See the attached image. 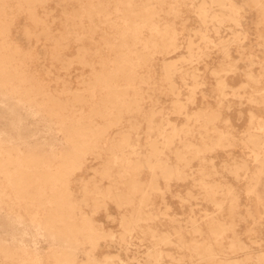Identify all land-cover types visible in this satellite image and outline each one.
<instances>
[{"label": "bare ground", "instance_id": "bare-ground-1", "mask_svg": "<svg viewBox=\"0 0 264 264\" xmlns=\"http://www.w3.org/2000/svg\"><path fill=\"white\" fill-rule=\"evenodd\" d=\"M53 2L64 15L58 34ZM185 11L196 24L163 17ZM23 14L30 23L20 27ZM42 41L52 44L48 75L65 73L55 75L60 88L32 70ZM210 87L217 105L203 106ZM226 100L247 106L243 130ZM91 158L100 167L84 180ZM226 177L244 178L258 209L244 213ZM262 233L264 0H0V264H264ZM108 241L117 250L98 255Z\"/></svg>", "mask_w": 264, "mask_h": 264}, {"label": "rangeland", "instance_id": "rangeland-1", "mask_svg": "<svg viewBox=\"0 0 264 264\" xmlns=\"http://www.w3.org/2000/svg\"><path fill=\"white\" fill-rule=\"evenodd\" d=\"M51 9H54L53 12L51 13V15H54L56 17V23L54 24V29H55V33L58 34L60 31L59 29L63 28V24H62V20L64 18V15L63 13L61 12V7H58L56 5L55 2L51 3ZM254 14V15H253ZM252 16V17H251ZM164 18L166 19H169V20H174L177 24V27L180 29V28H184L186 27V18L190 19V22L188 24L189 25H192V24H196V19L195 17L190 13V12H187L185 11L179 18L175 19L174 16H167L166 14L163 15ZM250 18V19H249ZM256 20V21H255ZM257 20L259 21V13L258 11H251L249 14H248V19H247V23H248V28L250 29V32L252 34L251 36V41L253 43H256L257 42V34H259L262 30V26H259L258 25V22ZM251 21V23H250ZM255 22V23H254ZM30 22L27 21V18L25 17V15H21L20 16V27H23L25 24H29ZM251 24V25H250ZM257 24V25H256ZM186 25V26H185ZM255 26V27H254ZM257 27V28H256ZM57 29V30H56ZM184 30V29H183ZM181 31L180 32H185V31ZM256 30V31H255ZM256 32V33H255ZM254 33V34H253ZM17 38L19 39V42L20 44L24 47V48H28L29 47V44L27 42V40L24 39V37H22L19 33H17ZM255 40H254V39ZM33 49L36 51L37 54H39V59H37L32 65V70L33 71H36L37 74H40L41 77L45 80L46 83H48L51 87H53L54 89L55 88H60L62 86V83H59L57 81V78H56V74L59 72V71H55V74H52V75H48L47 73V70L51 67V61H50V55H47L46 52L49 51V49H51L52 47V44L49 43V42H46V41H42L40 42L39 44L37 45H34L32 46ZM77 48H78V44L75 43V42H72L70 44V47H68L65 51H64V55H66V57L68 58H71L76 52H77ZM234 56L235 57H238V53L237 52H234ZM213 58L217 60V56L216 55H213ZM160 64H161V59L159 56H157L153 62V67L155 70H157L159 67H160ZM247 64L244 63V62H240V66L241 68L247 70L248 67L246 66ZM203 68V66H202ZM255 70L257 73L260 72L259 70V67H255ZM61 73V75H65V73L63 72H59ZM81 74V71L76 69L73 70L71 69V72L69 73L68 76H70L69 80L70 82L73 84V87H77L78 86V76ZM67 76V77H68ZM236 81H238V77L235 78ZM212 88L210 87L209 88V93H211V95L205 100H201L200 99V104H202L203 106H205L206 104L210 103L212 105H217V102H216V99L213 97V94H212ZM161 102H165L163 99H159ZM155 101V100H154ZM153 99L150 100L148 99L147 100V103H146V108H149L153 105ZM203 102V103H202ZM167 105V104H166ZM228 106H234L232 107V109L229 111V114L230 116L233 117V120H234V124L235 126L238 128V131L239 130H243L244 127L246 126V112H247V106L245 107H238V104L235 103V102H230L229 100H226V109L228 108ZM228 110V109H227ZM239 111H243L244 113V117L243 119L239 120ZM175 118V117H174ZM178 122H182L183 119L182 118H177ZM233 153H237L239 155H246V152H245V149L243 148H237ZM225 153L224 152H221L219 153V157L220 158H224L225 157ZM100 167V162L94 160L93 158L91 159H88V161L86 162V165H85V168L84 170L81 172L80 174V178L84 179V180H89L91 179L94 174H95V171ZM219 177V176H218ZM220 178V177H219ZM227 180L235 183V187L238 189V192L240 193L241 195V198H242V202L244 204V207H243V212L245 211V208H246V204H252L253 205V209L254 211L256 209H258V205H257V200H256V197H252L250 199V196L249 194L247 193L246 191V185H247V181L243 178V180L239 181V182H235L233 181L232 178H228L226 177ZM226 180V179H225ZM190 184H193L192 182H189ZM190 184H183V185H178L177 186H174L173 189L174 190H182V191H185V189L187 187H189ZM191 186V185H190ZM196 193H198V191H195ZM177 200V201H176ZM168 201L169 203L171 204V206L173 207L174 210H176L177 212L179 213H183V210L186 209V206L183 207V205H181L179 202H178V199L170 196L168 198ZM198 208V207H196ZM109 209H110V212L112 214H115L117 215V209L116 207L113 205V204H110L109 206ZM245 213V212H244ZM98 219L100 220L101 223L104 224L105 227H107V229L109 230H117L118 229V222L117 221H109V220H106L105 218V213H99L98 214ZM166 221H163L162 223L164 224ZM183 225L186 227V223H183ZM253 224H252V221L251 220H248V221H242V224L240 225L239 227V234L244 237L246 240H247V230L249 227H251ZM262 236L264 238V234L262 233ZM248 243L250 242L247 241ZM263 245H264V241L262 242ZM251 244V243H250ZM255 246V245H254ZM257 247V250H258V246H255ZM117 248H116V244H113V243H110L109 241L107 243H103L100 251L98 252V255H101V253H104V252H107V251H116ZM255 251H257L256 249H254ZM133 254V253H131ZM208 264V263H206Z\"/></svg>", "mask_w": 264, "mask_h": 264}]
</instances>
